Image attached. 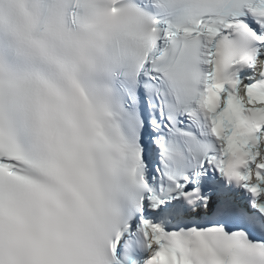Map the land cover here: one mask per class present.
I'll return each instance as SVG.
<instances>
[{"label": "snow or ice", "instance_id": "6c2138e0", "mask_svg": "<svg viewBox=\"0 0 264 264\" xmlns=\"http://www.w3.org/2000/svg\"><path fill=\"white\" fill-rule=\"evenodd\" d=\"M0 264H264V0H0Z\"/></svg>", "mask_w": 264, "mask_h": 264}]
</instances>
